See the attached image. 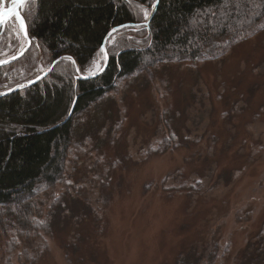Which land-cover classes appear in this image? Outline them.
Segmentation results:
<instances>
[{"label":"rangeland","instance_id":"rangeland-1","mask_svg":"<svg viewBox=\"0 0 264 264\" xmlns=\"http://www.w3.org/2000/svg\"><path fill=\"white\" fill-rule=\"evenodd\" d=\"M72 122L50 232L28 255L0 235V264H264V29L121 80Z\"/></svg>","mask_w":264,"mask_h":264},{"label":"trees","instance_id":"trees-1","mask_svg":"<svg viewBox=\"0 0 264 264\" xmlns=\"http://www.w3.org/2000/svg\"><path fill=\"white\" fill-rule=\"evenodd\" d=\"M155 1L27 0L23 5L29 49L0 67V235L9 254L20 244L28 255L31 239L51 230L62 198L56 190L64 184L74 144V116L140 71L151 74L167 60L219 58L264 29V0H159L143 24ZM114 29L105 43V68L82 78L104 56L103 40ZM14 30L10 20L0 33V50ZM54 62L37 83L13 90L40 75L38 66ZM44 195L49 196L45 203Z\"/></svg>","mask_w":264,"mask_h":264},{"label":"water","instance_id":"water-1","mask_svg":"<svg viewBox=\"0 0 264 264\" xmlns=\"http://www.w3.org/2000/svg\"><path fill=\"white\" fill-rule=\"evenodd\" d=\"M158 1H159V0H156V1H155L154 5H153V8H152V11H151L149 17L147 18V20L144 22V24H147V23L149 22V20L151 19L152 15H153V13H154L156 7H157ZM25 2H26V0H25ZM23 5H24V4H23ZM23 5H22V6H23ZM22 6H21V5L14 4V6H12V7L10 6L9 8H7V9L5 8V9H3V10L5 11V13H7V10H8V9H10V8H15L16 11L19 12L21 19H23V16H22V13H21V8H22ZM12 18H14V20H15V22H16V24H17V27H18V29L20 30V32H21L23 38L25 39V42H26V43H25V45L22 47V49H21L19 52L15 53L14 55H12V56H10V57H8V58H6V59L1 60V61H0V67H1V66H5V65H8V64H11V63L14 62V61H17L20 57L23 56V54L29 49V46H30V39H29V37H28V34L25 35V31H26V33H27V27H26V24H25V29L22 30L21 27H20V21L16 19L15 15H13V16H11V17H6V18H5V22H4L3 24H0V31H3V30H4V28H5V26H6V23H7L8 21H10ZM23 20H24V19H23ZM24 22H25V21H24ZM113 32H114V31L111 30V31L105 36V38H104V40H103V43H102V49H103V53H104V54L106 53V49H105V43H106V40H107V39L113 34ZM107 59H108V57H107V55L105 54V62H104V64H103L102 68H101L98 72L91 73V74H88V75H83L82 78L93 77V76L97 75L98 73H100V72L105 68V66H106V64H107ZM55 62H56V61H55ZM55 62L51 65V67H50L48 70L44 71L42 74H40L39 76H37V77L34 78L33 80H31V81H29V82H27V83H25V84H23V85H21V86H16V87H14L13 90L19 89V88L24 87V86H31V85L37 83L39 80H41V79H42V78L48 73V71L52 68V66L55 64ZM72 110H73V106H72V108H71V110H70V113H69L68 117L66 118V120L70 117V115H71V113H72ZM66 120H65V121H66Z\"/></svg>","mask_w":264,"mask_h":264},{"label":"snow or ice","instance_id":"snow-or-ice-1","mask_svg":"<svg viewBox=\"0 0 264 264\" xmlns=\"http://www.w3.org/2000/svg\"><path fill=\"white\" fill-rule=\"evenodd\" d=\"M13 3L22 6L25 3V0H13ZM13 15H15L16 19L20 21V27L22 30H24L25 29V22L23 19H21L19 12H17L15 8L8 9L7 13H5V11L3 9H0V24H3L5 22L6 17H11ZM113 31H115V29ZM25 35H27L26 31H25ZM102 51H103V49H102ZM69 59H71V58H69Z\"/></svg>","mask_w":264,"mask_h":264},{"label":"bare ground","instance_id":"bare-ground-1","mask_svg":"<svg viewBox=\"0 0 264 264\" xmlns=\"http://www.w3.org/2000/svg\"><path fill=\"white\" fill-rule=\"evenodd\" d=\"M14 6L13 0H0V9H7ZM23 16V15H22ZM24 19V18H23ZM26 24V23H25Z\"/></svg>","mask_w":264,"mask_h":264}]
</instances>
